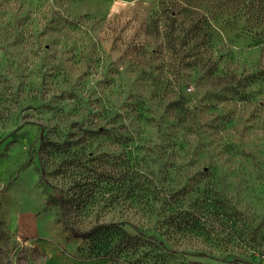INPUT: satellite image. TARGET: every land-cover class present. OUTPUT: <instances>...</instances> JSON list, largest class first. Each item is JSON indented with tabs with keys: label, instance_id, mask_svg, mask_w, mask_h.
Here are the masks:
<instances>
[{
	"label": "rangeland",
	"instance_id": "1",
	"mask_svg": "<svg viewBox=\"0 0 264 264\" xmlns=\"http://www.w3.org/2000/svg\"><path fill=\"white\" fill-rule=\"evenodd\" d=\"M186 2L0 0V264H264V31Z\"/></svg>",
	"mask_w": 264,
	"mask_h": 264
},
{
	"label": "trees",
	"instance_id": "2",
	"mask_svg": "<svg viewBox=\"0 0 264 264\" xmlns=\"http://www.w3.org/2000/svg\"><path fill=\"white\" fill-rule=\"evenodd\" d=\"M199 3V6H201L202 11L201 18L203 20V23L205 24H212V21L216 20L219 16L223 14H228L232 19L234 20H244L245 24H248L251 26V28H262L264 31V0H189V2H186V7H193L190 3ZM205 2V3H203ZM185 2H183L184 4ZM183 9V8H182ZM167 11V9L165 10ZM183 11H187V9H184ZM174 12L171 11V13L167 14L168 18L175 19L173 16H176L173 14ZM155 23V22H154ZM155 31L157 32L156 37L158 38L159 35V29L157 25H155ZM150 30V26L148 27ZM164 36H167V33L164 34ZM163 36V37H164ZM260 48V52L264 56V33L261 35V38L258 42ZM261 75V74H260ZM263 76V74L261 75ZM263 79V78H262ZM177 103L171 104L169 107L175 106ZM174 111H178L176 109H173ZM142 119V118H141ZM39 130L42 132L41 126H39ZM1 144V141H0ZM46 148L45 143L40 140V145H39V152L43 151ZM60 206L63 209L65 207V201L60 194ZM147 209L146 211L148 213L152 212L153 214H157L159 209L156 208L154 209L153 205H148L146 204ZM166 207H168V215H172L170 218H168L169 221H166L167 223V231L174 232V228L177 226L174 223V206L171 202H165L164 207L160 209L161 213H165ZM159 216L158 214L156 217ZM165 223V222H163ZM119 224H104V225H99L95 226L89 231L85 233H80L74 229H71V232L77 236L81 237L82 239H90V238H95L98 237L100 234L105 235L106 239H113L118 237L119 234H123V231L121 232ZM134 229H137L134 227ZM146 232H143L141 230L138 231V234L141 236V238L146 237L145 236ZM125 236V235H124ZM148 239L152 240L153 238L151 236H147ZM107 244V243H106ZM158 244L163 247L162 242H158ZM203 257H207L206 255H203ZM229 264H249L248 262L242 261L240 259H234L229 262Z\"/></svg>",
	"mask_w": 264,
	"mask_h": 264
}]
</instances>
